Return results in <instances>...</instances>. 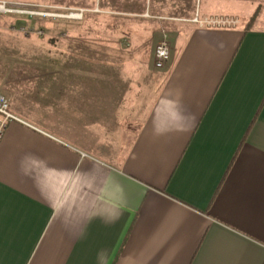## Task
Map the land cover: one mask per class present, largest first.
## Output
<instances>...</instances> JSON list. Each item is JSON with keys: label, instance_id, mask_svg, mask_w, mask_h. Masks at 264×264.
<instances>
[{"label": "crops", "instance_id": "0c3cea01", "mask_svg": "<svg viewBox=\"0 0 264 264\" xmlns=\"http://www.w3.org/2000/svg\"><path fill=\"white\" fill-rule=\"evenodd\" d=\"M191 19L162 69L105 49L4 95L0 264H264V12Z\"/></svg>", "mask_w": 264, "mask_h": 264}, {"label": "rangeland", "instance_id": "374dc122", "mask_svg": "<svg viewBox=\"0 0 264 264\" xmlns=\"http://www.w3.org/2000/svg\"><path fill=\"white\" fill-rule=\"evenodd\" d=\"M261 6L264 0H0V94L19 104L22 82L45 74L35 68L100 63L105 49L154 54L160 31L178 29L175 17L192 15L196 27L228 20L251 29Z\"/></svg>", "mask_w": 264, "mask_h": 264}, {"label": "built area", "instance_id": "2783aa9c", "mask_svg": "<svg viewBox=\"0 0 264 264\" xmlns=\"http://www.w3.org/2000/svg\"><path fill=\"white\" fill-rule=\"evenodd\" d=\"M4 7V4L3 6ZM81 15V14H80ZM197 21V20H195ZM213 26L217 24V27H234L236 21L220 20L211 21ZM171 56V47L169 43V36L166 32L160 31V36L157 44L154 48V66L158 69H162L169 62ZM19 121V119L9 111L8 99L0 94V142L3 138L4 131L10 122Z\"/></svg>", "mask_w": 264, "mask_h": 264}, {"label": "bare ground", "instance_id": "6f19581e", "mask_svg": "<svg viewBox=\"0 0 264 264\" xmlns=\"http://www.w3.org/2000/svg\"><path fill=\"white\" fill-rule=\"evenodd\" d=\"M0 10H1V8H0Z\"/></svg>", "mask_w": 264, "mask_h": 264}, {"label": "trees", "instance_id": "16d2710c", "mask_svg": "<svg viewBox=\"0 0 264 264\" xmlns=\"http://www.w3.org/2000/svg\"><path fill=\"white\" fill-rule=\"evenodd\" d=\"M253 19V18H252Z\"/></svg>", "mask_w": 264, "mask_h": 264}]
</instances>
